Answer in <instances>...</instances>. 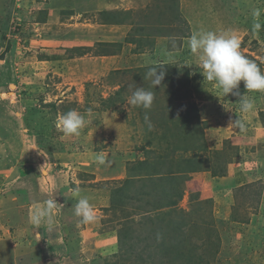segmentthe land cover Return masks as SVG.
<instances>
[{
  "label": "rangeland",
  "instance_id": "374dc122",
  "mask_svg": "<svg viewBox=\"0 0 264 264\" xmlns=\"http://www.w3.org/2000/svg\"><path fill=\"white\" fill-rule=\"evenodd\" d=\"M40 3L43 0H0V165L5 158L16 161L23 149L25 162L46 163L51 167L53 164L54 177L74 179L76 184L79 181L81 184L88 182L87 186L100 190V194L96 191H81V195L88 198L96 217L90 223L79 222V218L74 215L76 198L66 194L67 202L72 204L69 210L62 211L67 225L59 231L61 238L65 237L68 241V246L66 250L63 246L51 247L49 254L77 261L78 264H113L120 260L121 253H128L132 261H127V264H167L168 257L162 254H173L172 248L175 247L181 250L180 258L174 259L177 260L175 264H201V261L211 264H264V230L246 227L250 225L246 216L258 211V201L264 197V162L260 161L264 149L259 156L248 153L249 150L247 154L243 151L245 147L264 142V137H261L264 135V92H248L241 82L240 93L245 92V96L254 101L252 110L242 112L238 97L231 94L224 96L214 82L203 78L197 56L187 46L189 37L197 31L232 33L240 40L241 53L255 61L264 73V0H149L145 7L149 11L147 14L154 16L157 13L155 17L160 23L157 29L153 30L150 26L147 31L161 32V35L169 37L171 48L179 51L174 58L176 62H171L174 66L166 70L164 80L156 88L151 87L146 73L140 74L137 70L150 65H144L143 61L132 62L128 50L123 53L124 73L122 70H118L119 73H115V69L110 70L113 63L111 58L103 62L63 58L65 53L59 51L62 47L51 39L52 33L56 31L52 30V26H71L68 27L70 30L79 29L82 33L84 30L88 39L97 40L104 38L97 33L98 30L102 31L100 19L96 15L83 17L73 19L70 25L69 21L58 16L57 25L50 20L47 26L41 24L36 27L32 22L36 19L43 22L44 19ZM90 11V8H84L88 16ZM256 11L260 13L258 17L254 15ZM257 22L261 24L259 30L254 28ZM63 30H57V35L69 33V29ZM149 48L152 49V45ZM159 59L153 65L163 62V58ZM100 66L103 68L98 70ZM9 86L14 87L11 90ZM138 87L154 92L155 99L150 109L128 104L131 92ZM9 92L14 93L13 101L1 98V94ZM193 109L198 112V119L189 122L188 126L192 129L186 134L193 132L196 137L201 135L199 146L204 143L203 147L208 150L206 154L195 150L181 151L180 147L175 151L173 145L166 142H174L169 138L160 139L158 148L153 145L160 132L155 125L163 115L167 119L172 112V120L178 124L180 117L189 120L191 115L187 111L192 113ZM70 110H77L86 118V126L79 136H66L57 127L59 116ZM145 114L153 124L151 130L144 122ZM235 117L243 122V129L228 126L230 118ZM172 129L169 127L170 131ZM156 134L158 136L155 138ZM147 136L155 138L150 140L152 144L146 145ZM262 146L264 148V144ZM239 147L240 156L238 154L236 157L239 159L234 158L232 164H240L241 160L246 168H259L257 178L261 177L260 180L254 181V188L245 192L249 194L252 191L253 201L246 199L244 206L240 207L244 200L231 192L230 203L220 202L214 207L213 201L218 202L220 195L225 193H218L223 190L224 182L214 179L217 177L211 165L214 166L216 161L211 163L204 160L200 165L199 159L208 157L209 151L212 155L217 151L226 153L227 158L238 152ZM140 148L155 149L157 155L148 159L152 164H158V170L164 168V172L170 167L177 169L182 166L184 159H190L188 166L192 171L186 173L187 179L180 185L183 196L177 201L172 214H168V208L151 211L150 207L157 205V200L153 201L156 190L152 185L148 189L151 192L150 200L144 197L134 204L136 201L130 198L131 191L138 183L127 184L125 180L134 175L129 172V169L137 167L133 162L137 159L142 161L141 157L145 156ZM97 155H104L109 163L98 164L95 160ZM7 161L5 164L8 169L0 173V216L3 217L10 209L12 213L13 207L17 205L13 188L19 170L15 169V163ZM260 162L263 165L259 166ZM229 164L225 175L228 170H233V165ZM46 165L43 166L45 170L48 167ZM69 167L72 169L68 174ZM199 167L204 168L201 170ZM40 168L34 171L38 175H41ZM174 173L177 177L183 176L182 173ZM198 173H207V177H204L212 179L205 180L201 189L197 187L199 177L193 176ZM195 179L196 183H191ZM26 180L30 187L22 181L16 185L20 205L35 196L34 189L30 190L34 183L30 171ZM250 181L247 179V182ZM52 193L56 196L54 189ZM255 203L256 207H252ZM59 207L55 210L56 218ZM213 207L227 208L226 216L215 213ZM147 209L151 211L149 215L142 213L133 217L135 213ZM129 217H133L135 225L143 222L151 225L149 220L153 224L156 221L154 237L150 234L152 238L142 244L137 241L129 245L120 244L118 232L122 225L132 220ZM100 218L102 225L99 223ZM243 225H246L244 230ZM52 231L54 233L55 230ZM220 232L227 234L225 243H222ZM158 234L163 236L156 240ZM5 236L0 232V264H10L8 259L12 257L7 239L2 242ZM50 241L53 243L56 237ZM158 241L164 248L161 252L163 257L158 255V258L151 260L152 248L147 250L145 244L156 245ZM35 256L38 253H34ZM139 256L150 257L144 263L135 262ZM11 264L22 263L13 260Z\"/></svg>",
  "mask_w": 264,
  "mask_h": 264
},
{
  "label": "crops",
  "instance_id": "0c3cea01",
  "mask_svg": "<svg viewBox=\"0 0 264 264\" xmlns=\"http://www.w3.org/2000/svg\"><path fill=\"white\" fill-rule=\"evenodd\" d=\"M149 0H43V3H40L42 5L41 8L44 10V19L43 22H39L34 20L32 23L34 26L38 27L39 25H45L47 26V23L51 21H54V23L57 25L58 16H61V19L64 21H69L71 25V21L73 19H79L83 17H94L96 15L97 18H99V24L102 26V31H99L97 33L102 34L104 38L92 40L93 38H87L86 32L82 33V30H70L71 26L59 27L58 26H52V30H63V29H69L66 33H60L57 35L58 32L55 31L51 35V39L58 43L59 47H62V50H59L64 54L63 58L65 57L67 60H82L87 59L89 61H100L103 62L107 58H111L110 61H112V67L110 70L118 71L122 70L125 66L124 64V56L123 54L126 50L129 52V57L132 62L139 63L140 61H143L144 65H153L154 61H159V57L163 58V62L160 63H171L176 62L174 60L176 53L179 51L174 50L170 46V40L166 38V36L163 34L161 35V32H150L147 31V29L151 26L153 30L157 29L156 26L159 25L160 21L157 20L155 16H157V13H155L154 16L147 14L149 13L148 9L145 8L148 4ZM48 8V9H47ZM76 8H83V9H76ZM84 8H90L91 11L89 12V16L87 13H84ZM33 14L34 12H30V14ZM102 14H105L108 19L111 20L114 17L121 15L124 16L123 18H129L127 22H125L124 25H115V24H105ZM137 22L139 23V28L143 27L144 30L148 35L144 36L143 40L140 42L142 46H138L137 40L141 38V32L138 31L133 32L135 26L131 25V22ZM111 22V21H110ZM112 23V22H111ZM59 27V28H58ZM70 27V28H68ZM164 33V31L162 30ZM49 33V32H48ZM106 38V39H105ZM52 42V41H51ZM86 42V43H85ZM144 42V43H143ZM99 43H106L111 44V47L106 48L107 51H109V55H100V47L97 46ZM152 45V49L149 48V46ZM83 49L87 50L85 53L83 52ZM144 49V50H142ZM70 50V52L68 51ZM73 50V52H71ZM79 50V51H77ZM115 59V60H114ZM148 60H151L152 64L148 63ZM115 61V62H114ZM96 69V67H93ZM103 67H99L98 70H101ZM261 137H264L262 135ZM264 144V142H259ZM253 146V145H252ZM251 147V146H250ZM32 150H35L34 147H31ZM23 149L19 153V158H16V161H12L5 158L7 162H11V164L15 163V169H18L19 175L17 178V181L14 184H18L19 181H22L23 184H26L27 187H30L27 183L26 177L28 172L30 171L32 173V179L34 181L33 188H30L32 191L34 189L35 194L34 197H32L31 201H25L24 205H20V198L16 192V185L14 186V197L17 198V205H15L12 209V213L10 210L7 211V215L5 214V217L0 216V232L2 235H6L2 242H5V239H7V243H9V247L12 250V257L8 259L9 263L14 260L18 263L22 264H78L77 261L63 259L59 257L58 255H51L49 254V249L51 247L58 248L59 246H63V248L66 250L68 246V241L63 237L61 238V228L63 229L67 225V221L63 220L62 211L69 210V205L72 203L67 202L66 200V194L72 195V192L70 191L71 187H79L81 191H89L92 192L96 191L97 193L100 192V190L93 186H87V184H81L80 181L78 184L74 181V179L65 180L64 178H60L59 176L55 177L52 173L53 164L52 167L50 165H46V163L42 164H29V162L24 161L23 156ZM36 151V150H35ZM250 153V152H248ZM94 154V153H93ZM244 154V152H243ZM247 154V153H246ZM252 155L256 156V154L251 153ZM23 156V158H22ZM240 156V153H239ZM89 157V155H88ZM237 160L239 158H236ZM5 160L3 161L2 165H0V173L3 171H6L8 168L5 164ZM85 160V159H84ZM234 161V159H233ZM82 162V161H81ZM79 162V163H81ZM78 164V163H77ZM91 164V162H89ZM264 164V163H263ZM259 164L260 165H263ZM48 166L47 169H43V166ZM81 165V164H79ZM232 166L233 164H229V166ZM40 168L39 173L41 175L36 174L34 171L36 169ZM90 167V165H89ZM76 168H78L76 166ZM227 168H230L227 166ZM241 168V170H240ZM71 167L68 168V174L71 171ZM234 170V173L232 171ZM233 170H228V174L221 177V178H214L216 180L224 182L223 190L218 191V193L225 192L224 195H220L218 202L213 201V206L215 207L217 204L221 203H230L228 201L232 200L233 189H238L241 187H244L248 184H254V181L260 180V178H257V172L259 168H246L243 162L240 160L237 162V164L233 165ZM28 171V172H27ZM256 173V175H254ZM87 174V173H85ZM207 173H198L193 175L194 177H199L198 180L200 182H197L198 189L202 188V185L204 184ZM92 175V174H89ZM72 176V175H70ZM206 176V177H204ZM59 177V178H58ZM193 177V178H194ZM204 177V179H203ZM210 178V177H209ZM247 179H250V182H247ZM212 180V179H208ZM196 179L191 181L193 183ZM208 182V181H207ZM81 184V185H79ZM52 189L56 192V196L52 193ZM264 191V190H263ZM190 192V191H188ZM231 192L233 193L231 195ZM263 193V192H262ZM100 194V193H99ZM92 195V194H91ZM73 196V195H72ZM82 197H85L81 195ZM242 197V196H241ZM240 200H244L243 203H240V205L245 204V200L247 197L243 196L244 198H241ZM49 198H56L57 202L60 203L59 206L61 208L59 209L58 217L56 218V213L54 212L53 215V225H55L54 233L53 231L49 232L47 230L46 225H42L39 229H36L30 220L31 213L33 209L37 206H43L44 202L48 200ZM91 198V197H89ZM250 200V199H249ZM75 201V200H72ZM253 201V200H251ZM74 203V202H73ZM217 203V204H216ZM75 205V203L73 204ZM214 212L222 215L223 217L226 216L225 211H227V208L224 210L223 207H217L214 208ZM256 207V203L254 206ZM15 208V209H14ZM219 209V211H218ZM14 210L19 212H14ZM255 210V209H254ZM61 212V213H60ZM59 217H61L59 219ZM250 225H243V230L245 229L244 226H246L248 229L252 230H264V197L262 196L260 198V201H258V211L251 215L246 216ZM69 220V219H68ZM100 225H102L101 218L99 220ZM58 227V229H57ZM3 231V232H2ZM5 233V234H4ZM225 232H220V237L222 239V243L224 242L225 235H223ZM54 235V236H52ZM52 237H56V241L52 243L50 241ZM79 238V237H78ZM260 241V240H259ZM34 253H38V256L34 257ZM53 256V257H52Z\"/></svg>",
  "mask_w": 264,
  "mask_h": 264
},
{
  "label": "clouds",
  "instance_id": "9594fccd",
  "mask_svg": "<svg viewBox=\"0 0 264 264\" xmlns=\"http://www.w3.org/2000/svg\"><path fill=\"white\" fill-rule=\"evenodd\" d=\"M259 16V11L254 13ZM254 28L259 30L261 24H254ZM187 46L191 53L197 56L198 66L202 70L200 73L208 82H214L222 91L224 96L231 94L240 100V110L249 112L254 108V101L239 91V85L243 82L244 89L248 92H264V73H262L257 63L244 56L240 51V40L232 33H216L214 31L194 32L187 41ZM152 64L151 60H148ZM166 65L150 66L146 72V78L150 80L151 87L160 86L166 74ZM132 86L130 85V88ZM154 92L142 87L135 88L128 104L143 109H150L154 101ZM144 122L148 129L153 128L147 114L144 116ZM86 118L77 110H70L59 116L57 127L66 136H79L81 130L86 126ZM234 128H244L243 122L238 118H230L229 125ZM95 160L100 165L109 163L104 155H97ZM70 191L76 203L74 205V215L79 218L80 223L93 222L96 217L94 210L87 197L81 196L79 187H71ZM60 203L56 198H49L43 206H37L31 213V223L39 229L42 225L47 226V230H53V215L58 209ZM263 231V230H261ZM159 234L157 239H159Z\"/></svg>",
  "mask_w": 264,
  "mask_h": 264
},
{
  "label": "trees",
  "instance_id": "16d2710c",
  "mask_svg": "<svg viewBox=\"0 0 264 264\" xmlns=\"http://www.w3.org/2000/svg\"><path fill=\"white\" fill-rule=\"evenodd\" d=\"M171 1H173V0H171ZM121 15H118L111 20H109L108 19L109 17H107L105 14H102V17H103L105 24L124 25L125 22H127L129 18H123L124 16H121ZM131 25L136 27L133 29L134 30L133 32H136V33L138 31L141 32V38H139L137 40V42H138L137 47H139V46H141L140 42L143 40L144 36L148 35V33L142 35L143 33H145L144 32L145 28H143V27L139 28L140 26H139V23H137V22L133 21V22H131ZM97 46L100 47V51H99L100 55H109V53H108L109 51H107L106 48L111 47L112 45L106 44V43H99V45H97ZM68 51L70 52V50H68ZM77 51H79V50H77ZM85 51L87 52V50L83 49L84 53H85ZM71 52H73V50H71ZM160 64L166 65L165 66L166 70H169L170 66H174L171 63L169 65H167L165 63H159L157 65H160ZM150 66H153V65H150ZM150 66L138 68L137 69L138 73H140V74L146 73ZM127 71H129V70H127ZM119 72L120 71H116L115 73H119ZM121 72L124 73V70H122ZM187 112L189 115H191L189 117L190 119L185 120L184 117H180L178 124H176L175 121L172 120V118H173L171 116L172 112L169 114V117H168L169 120H168V118L166 119L165 116L163 115V117L160 118L161 120L156 122L155 126H157V129L160 130V132H159V138H156L158 136L156 134V136H155L156 141L154 142L153 145H156V147L158 148L160 145V143H159L160 139L166 140V138H169V139H172V141H174V142H171V140H168L166 142L168 145H173L175 151L180 147L179 150H181V151L183 150V151L189 152L190 150H195L196 152L201 151V154H202V152H204L203 154H206L208 152V150H206L203 147L204 143L202 145L200 144L201 146H199V143H200L199 140L202 139L201 135L196 137V135H194L193 132H191L189 135L186 134L187 131H191V129H192L190 126H188L189 122L191 123V121L193 122L195 119H198V117H197L198 112L194 109L192 110V113L189 111H187ZM164 114H165V112H164ZM172 115H174V114H172ZM169 127H173L172 130H175V132H173L172 130L170 131ZM195 131H196V129H195ZM149 134H151V132ZM166 134H169L170 136L167 137ZM172 134H174L173 137H171ZM155 138H153V137L150 138L147 136L146 145L152 144V141H150V140L155 139ZM177 142H179V145H177ZM262 145H263L262 143H259V144H255L249 148L245 147L243 151H245V153H246V151L249 150L250 153H253V154L255 153L256 155L259 156L263 152V149H264ZM140 149H142L144 151L145 156L141 157L143 159L142 161H139L137 159L136 161L133 162V164L136 163L137 167L129 169V172H132L134 175L132 177L128 178V180H125L127 184L134 183V182L138 183L136 185L134 191H131L130 198L133 201H136L134 204H137V202L140 200V198L147 197L150 200L151 192L149 193L148 189L152 185L154 187V190H156V191L153 190L154 194L152 197L154 198L153 201L157 200L156 201L157 205L154 208L150 207L152 209L151 211L154 212V210L159 211L163 208L164 209L168 208L167 209L169 211L168 214H172V212L176 210L175 206L177 204V201L179 199H181V197L183 196V189L180 187V185L186 181V179H187L186 173H189L192 171V168H190V166H188V164H190V162H189L190 159L189 158L184 159L185 161L182 162L183 164L181 167H178L177 169H174V170L170 167L169 170L164 172L163 171L164 168L162 170H158V168H157L158 164L154 165L148 159L152 156L157 155V151L155 149L154 150H146L145 148H140ZM238 149H239L238 152H235L234 155H228L227 158H226V153L217 151V152L213 153V155H214L213 156L211 154V151H209L208 157L204 156L203 158L199 159V161H201L200 165L202 164V161H204V160L205 161L208 160L211 163H212V161H216L215 164L213 163L214 166L211 165V168L213 169V173L215 174L214 176L223 177L226 174L225 170H226L228 164L233 163V159L238 157V154L240 153L241 148L239 147ZM262 156L263 157L260 158V161L264 162L263 161L264 155H262ZM164 161H165V159H164ZM172 162H174V161H172ZM216 164H218V166H216ZM170 165H172V163ZM199 168L201 170H203L204 167H199ZM200 169H198V170H200ZM212 169H211V171H212ZM188 170H190V171H188ZM240 170H241V168H240ZM175 171L178 173H182L183 176L177 177L176 174L174 173ZM154 177H156L157 179ZM255 184L256 183L248 184L244 187L235 189L233 191L234 196H239V197L242 196L241 198H244L243 196H245V197H247V199L251 200V198L253 197V195H251L252 191H250L249 194H246L245 192L249 191V189L251 190V188H254L253 186H255ZM165 199H167V200L165 201ZM164 201H165V203H163ZM153 203H155V202H153ZM240 207H243V205H240ZM151 211H148V209H147V210H143L141 212H137V214L135 212H133V214L134 213L135 214L134 215L132 214V215H133V217L140 216V215H142V213H143V215L145 213H148V215H149V213ZM133 217H129L128 219L130 220V218H131L132 220L130 222H127L125 224V226L122 225L121 231L118 232V241L120 242V244L129 245V244H133L135 241L139 242V244H142L144 242H147L148 238L154 237L153 235L156 233V231L154 233V230L156 229L154 227L156 225V221H154L155 223L153 224V221L149 220L151 225H148L145 222L140 223L138 225H135L133 222V220H134ZM139 227H140V229H138ZM150 234L152 235V237ZM160 236H163V235L161 234ZM159 239H161V238H159ZM154 240H155V238H154ZM156 240H158V239H156ZM145 247L147 250H150V248H152V251H151L152 253L150 254L151 260H153V258H155V257L158 258V255H160L161 257L166 255V257H168L167 264H175L177 260L174 261V259H177L178 257L180 258L181 250L178 248H175V247L172 248V249H174L173 254H171V253L162 254L163 255L162 256L161 252L164 251V248L161 246L159 241L156 245H152V244L150 245L147 243V244H145ZM119 256H120L119 257L120 260L116 263L114 262L113 264H127L128 263L127 261H129V260L132 261L131 257L128 256V253H126L124 255L121 253ZM150 256H147V257L139 256L138 258H136L135 262L138 260V262L144 263L145 261H148ZM109 263L110 262H107L105 264H109ZM201 264H211V263H208L206 261H204V262L201 261Z\"/></svg>",
  "mask_w": 264,
  "mask_h": 264
},
{
  "label": "water",
  "instance_id": "95a60500",
  "mask_svg": "<svg viewBox=\"0 0 264 264\" xmlns=\"http://www.w3.org/2000/svg\"><path fill=\"white\" fill-rule=\"evenodd\" d=\"M10 87V89L11 88H13L14 86H9ZM12 90V89H11ZM13 95H14V93H3V94H1V98H8L10 101H13Z\"/></svg>",
  "mask_w": 264,
  "mask_h": 264
}]
</instances>
